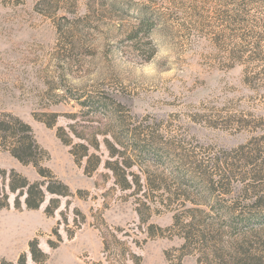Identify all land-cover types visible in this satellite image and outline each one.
Returning <instances> with one entry per match:
<instances>
[{
  "label": "rangeland",
  "instance_id": "obj_1",
  "mask_svg": "<svg viewBox=\"0 0 264 264\" xmlns=\"http://www.w3.org/2000/svg\"><path fill=\"white\" fill-rule=\"evenodd\" d=\"M0 112L31 125L43 165L71 192L47 194L38 209L11 193L0 261L36 264V239L42 264H204L183 249L175 214L217 198L264 213V152L238 159L242 145L264 150V0H0ZM70 124L72 145L58 135ZM95 136L90 153L102 162L87 172L71 148ZM106 138L118 140V158ZM128 158L141 191L105 166ZM218 160L237 164L230 191L204 193L193 180L218 179ZM0 169L41 178L3 150Z\"/></svg>",
  "mask_w": 264,
  "mask_h": 264
},
{
  "label": "trees",
  "instance_id": "obj_2",
  "mask_svg": "<svg viewBox=\"0 0 264 264\" xmlns=\"http://www.w3.org/2000/svg\"><path fill=\"white\" fill-rule=\"evenodd\" d=\"M85 103L81 102L82 105ZM104 106L107 104L105 103ZM46 123L48 126L54 125L51 121ZM71 134L79 137L72 124L69 125V131L63 127L58 130L59 137L68 145H72ZM117 141L114 143L108 138L105 139L106 147L112 158L119 156L120 150L117 148ZM90 147L99 150L100 143L96 136L92 141L80 142L71 148L77 162L80 163L86 159L85 169L87 172L95 170L102 162L100 155L90 153ZM239 149L241 152L238 154V159L248 164L257 162L262 158L261 153L264 152L259 147L250 148L248 144L242 145ZM0 150L8 152L23 164H31L41 177L32 182L14 169H0V208L9 205L11 193L17 194L15 202L17 207L20 206L21 199L24 197V203L29 209H38L45 201L47 194L70 195L68 185L43 165L48 153L37 141L31 125L13 113L0 112ZM128 160L129 162L124 166L118 159L107 160L105 166L113 172L117 183L122 188L130 189L136 183L138 190L141 191L143 185L139 175L130 170L134 166V160L132 158H128ZM219 161L215 163L219 166L218 179L206 178V172H203L202 177L193 180L197 188H200L204 193L224 191L222 189L229 190L231 182L236 176L237 164L234 161L223 164L222 161L221 164ZM262 164L264 165V158ZM132 175L135 180L129 178ZM253 175V179H260L262 174L257 172ZM191 201L194 202V200ZM211 203L208 200H201L198 204L206 205L207 209L189 208L186 213L175 214L174 224L181 225L184 231L183 249H188L190 252L198 251L200 254L198 260L204 264H264V213L243 214L224 209L221 206L216 207L220 203L218 198ZM54 207H48L47 212L52 213ZM185 216L188 218L186 223L183 222ZM30 254L32 261L36 264H42L48 257L39 247V242L36 239L30 242ZM0 264L29 263L27 255L23 254L17 261L4 259L0 261Z\"/></svg>",
  "mask_w": 264,
  "mask_h": 264
}]
</instances>
